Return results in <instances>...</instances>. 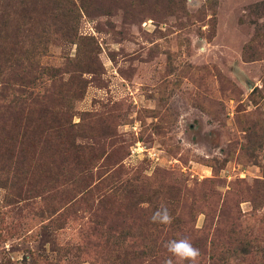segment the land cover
Instances as JSON below:
<instances>
[{"label":"rangeland","instance_id":"1","mask_svg":"<svg viewBox=\"0 0 264 264\" xmlns=\"http://www.w3.org/2000/svg\"><path fill=\"white\" fill-rule=\"evenodd\" d=\"M182 238L264 264V0H0V264Z\"/></svg>","mask_w":264,"mask_h":264},{"label":"clouds","instance_id":"2","mask_svg":"<svg viewBox=\"0 0 264 264\" xmlns=\"http://www.w3.org/2000/svg\"><path fill=\"white\" fill-rule=\"evenodd\" d=\"M150 219L152 222L164 224L171 222V216L167 208L157 210L152 214ZM165 247L171 254V257L176 259L177 264H183L184 261H187L188 264H197L198 262L200 251L198 248L193 246L188 238L170 240L166 243ZM165 264H173V260L169 258L165 261Z\"/></svg>","mask_w":264,"mask_h":264},{"label":"trees","instance_id":"3","mask_svg":"<svg viewBox=\"0 0 264 264\" xmlns=\"http://www.w3.org/2000/svg\"><path fill=\"white\" fill-rule=\"evenodd\" d=\"M19 100H20L19 101V104H20V108H21L22 101H21V99H19ZM16 102H17V100H16ZM1 107H3L4 111H7L8 109H11L12 108V104L8 103L7 105H1Z\"/></svg>","mask_w":264,"mask_h":264}]
</instances>
